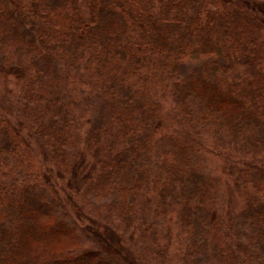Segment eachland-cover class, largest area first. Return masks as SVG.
I'll return each mask as SVG.
<instances>
[{
	"label": "trees",
	"instance_id": "trees-1",
	"mask_svg": "<svg viewBox=\"0 0 264 264\" xmlns=\"http://www.w3.org/2000/svg\"><path fill=\"white\" fill-rule=\"evenodd\" d=\"M16 90L0 264H156L122 215L168 264L264 262V0H0V111Z\"/></svg>",
	"mask_w": 264,
	"mask_h": 264
},
{
	"label": "rangeland",
	"instance_id": "rangeland-1",
	"mask_svg": "<svg viewBox=\"0 0 264 264\" xmlns=\"http://www.w3.org/2000/svg\"><path fill=\"white\" fill-rule=\"evenodd\" d=\"M199 64H201L200 59L195 58L193 60H190L189 62H187V64L185 65L184 68V73L185 74H191L193 73V71L198 68ZM10 88H14V85L12 83H9ZM3 88V87H1ZM5 90V88H3ZM19 93V90H16L14 92L13 96V102H14V106L12 107H3L2 111H0L1 113L3 112L4 115L6 117H11L13 119H15L16 117H23V112L21 111L22 109V98H20L19 96L17 97ZM17 97V98H16ZM209 160H210V170H212L215 173H218V169L222 166L223 162L217 158L216 156H214L213 154H209L208 155ZM111 199L116 200L115 198H112V196H108V197H104L101 202L98 204L96 209L93 210H97L100 213H97L95 211H92V209L88 210V212L86 213L87 215H91V216H95L96 214H103L105 213V210L108 208V204L110 202ZM219 205L221 209H228L231 208L232 210L238 209L241 207L242 203L240 201V199L238 198V196L234 193V191L228 187L227 185L221 188V192H220V197H219ZM152 211V209L148 210ZM116 214H120L116 211V213H114V216ZM119 220V223L121 224V229L122 230H126L125 234L126 237H128L130 234H135V236L137 237V246H135L134 248L136 249L137 255L139 258L144 259V257H146L147 259L150 256H154V262L156 264H168L169 261L164 262L161 258L157 257L156 254V247L159 246V244H156V247L153 243H151L146 237L145 235H143V231L142 229L138 228V224H130L128 223V221L125 219L124 215L118 216L117 217ZM144 218V214L142 212H140L139 214V218H137V221L140 222L142 221V219ZM153 215H151L148 219V222L152 221ZM89 222V221H88ZM83 236V235H82ZM162 236V235H161ZM82 244L84 246V244L86 245H90V240L88 239V237H86L85 235L82 238ZM260 246L264 247V243L263 244H259ZM137 247L139 249V251L137 250ZM148 247V249L146 250V248ZM174 252H175V248L172 247L170 249V254H171V259L174 258ZM133 258L135 259L134 262L137 260V257L135 254H132ZM132 262V259H131ZM112 264H116L118 263L116 260H112L111 261ZM119 264H127L125 262H119ZM264 264V262L262 263Z\"/></svg>",
	"mask_w": 264,
	"mask_h": 264
}]
</instances>
